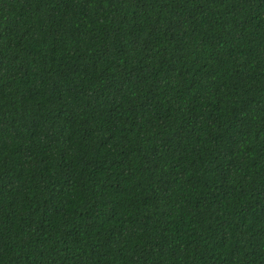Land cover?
Segmentation results:
<instances>
[{
    "label": "trees",
    "instance_id": "16d2710c",
    "mask_svg": "<svg viewBox=\"0 0 264 264\" xmlns=\"http://www.w3.org/2000/svg\"><path fill=\"white\" fill-rule=\"evenodd\" d=\"M0 264H264V0H0Z\"/></svg>",
    "mask_w": 264,
    "mask_h": 264
}]
</instances>
